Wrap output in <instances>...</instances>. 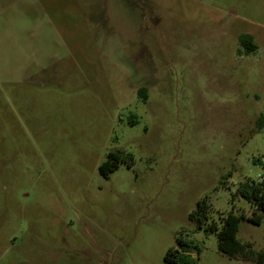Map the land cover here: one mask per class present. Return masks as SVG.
I'll return each mask as SVG.
<instances>
[{
	"label": "rangeland",
	"instance_id": "1",
	"mask_svg": "<svg viewBox=\"0 0 264 264\" xmlns=\"http://www.w3.org/2000/svg\"><path fill=\"white\" fill-rule=\"evenodd\" d=\"M263 116L264 0H0V264H253L191 216H252Z\"/></svg>",
	"mask_w": 264,
	"mask_h": 264
},
{
	"label": "trees",
	"instance_id": "2",
	"mask_svg": "<svg viewBox=\"0 0 264 264\" xmlns=\"http://www.w3.org/2000/svg\"><path fill=\"white\" fill-rule=\"evenodd\" d=\"M240 43L245 49L246 55L254 53L258 46L253 36L243 34ZM141 91V90H140ZM264 123V116L261 118ZM131 159L130 155H121L117 152L108 154L106 161L101 165L102 175L108 178L117 171L124 159ZM258 162V160H256ZM239 195L254 207L252 216L245 214L237 215L230 213L224 218L222 228L216 222L207 223V216L203 213L204 208L199 205L198 210L192 214V219L199 222V229H204L207 234L216 233L218 236L219 252L231 259L251 261L255 264H264V250L256 251L251 243L242 242L238 238L240 225L243 220L260 225L264 216V180H247L239 189ZM196 246L189 241L179 238L177 246L170 247L165 254L167 264H198L193 254Z\"/></svg>",
	"mask_w": 264,
	"mask_h": 264
},
{
	"label": "crops",
	"instance_id": "3",
	"mask_svg": "<svg viewBox=\"0 0 264 264\" xmlns=\"http://www.w3.org/2000/svg\"><path fill=\"white\" fill-rule=\"evenodd\" d=\"M254 264V263H253Z\"/></svg>",
	"mask_w": 264,
	"mask_h": 264
}]
</instances>
